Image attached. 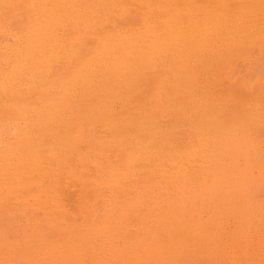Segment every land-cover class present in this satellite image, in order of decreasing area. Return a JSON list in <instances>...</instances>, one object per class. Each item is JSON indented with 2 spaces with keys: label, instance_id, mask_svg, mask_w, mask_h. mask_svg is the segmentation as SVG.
I'll list each match as a JSON object with an SVG mask.
<instances>
[{
  "label": "bare ground",
  "instance_id": "obj_1",
  "mask_svg": "<svg viewBox=\"0 0 264 264\" xmlns=\"http://www.w3.org/2000/svg\"><path fill=\"white\" fill-rule=\"evenodd\" d=\"M0 264H264V0H0Z\"/></svg>",
  "mask_w": 264,
  "mask_h": 264
}]
</instances>
